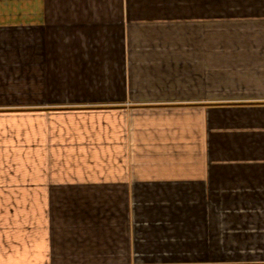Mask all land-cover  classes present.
Masks as SVG:
<instances>
[{"label":"crops","instance_id":"obj_1","mask_svg":"<svg viewBox=\"0 0 264 264\" xmlns=\"http://www.w3.org/2000/svg\"><path fill=\"white\" fill-rule=\"evenodd\" d=\"M0 264H264V0H0Z\"/></svg>","mask_w":264,"mask_h":264}]
</instances>
